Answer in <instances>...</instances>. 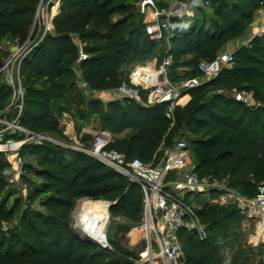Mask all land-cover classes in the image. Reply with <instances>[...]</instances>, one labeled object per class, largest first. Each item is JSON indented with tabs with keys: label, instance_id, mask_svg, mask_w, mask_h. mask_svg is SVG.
Returning a JSON list of instances; mask_svg holds the SVG:
<instances>
[{
	"label": "trees",
	"instance_id": "1",
	"mask_svg": "<svg viewBox=\"0 0 264 264\" xmlns=\"http://www.w3.org/2000/svg\"><path fill=\"white\" fill-rule=\"evenodd\" d=\"M41 1L0 0V70L16 48L28 40L34 44L39 38L36 22ZM137 3L60 1L55 7L52 31L20 60L24 90L20 125L32 133L69 143L61 124L63 113H68L76 121L79 145L88 149L93 136H80V131L95 118L100 129L112 134L109 148L122 153L128 162L138 158L151 163L155 157V164L163 159L164 149L175 144L176 136L186 135L184 140L195 161L194 172L224 181L241 195L254 196L264 179V36L237 49L234 63L217 77L189 89L185 94L190 100L184 106L177 105L170 117L166 103L145 105L125 98L108 101L103 110L100 101L86 96L78 84L84 81L90 93L110 91L130 81L134 65L154 58L161 64L168 56L172 59L168 71L172 81L199 77L198 64L215 58L227 40L241 37L256 19L264 0L196 2V15L189 25L187 18L173 19L170 48L159 54L154 50L164 44L146 35L144 15ZM207 10H212L221 24L214 30L205 24ZM7 39L12 44L4 45ZM79 44L87 56L81 62ZM180 68L182 75H178ZM236 92H252L256 103L238 101ZM142 93L146 101L148 91ZM12 96L13 89L6 80L0 83V112L10 106ZM13 115L11 112L9 117ZM13 137L20 139L23 135ZM25 154L37 157L38 167L26 161ZM20 156L24 160L21 185L31 190L28 201L46 194L41 201L45 212L34 211L32 217L26 213L20 228L5 231L2 225L14 220L21 200L17 199L12 208L7 207V199L0 201V264H134L131 253L115 242L114 250L106 251L83 239L70 220L79 198L104 200L113 203L109 209L112 217L129 222L122 227L124 233L128 232L143 216V194L137 183L87 153L62 144L25 143ZM3 168L0 165V196L11 186L3 176ZM31 173L42 180L36 190L29 178ZM175 177L171 173L168 179ZM206 192L220 194L216 189ZM185 201L201 208L197 215L206 228L203 240L194 233L179 232L178 239L186 251L185 264H240V258L241 264L253 262L243 249L228 259L218 239L231 225H222V221L241 218L238 208L220 210L201 195L192 200L189 195Z\"/></svg>",
	"mask_w": 264,
	"mask_h": 264
},
{
	"label": "built area",
	"instance_id": "2",
	"mask_svg": "<svg viewBox=\"0 0 264 264\" xmlns=\"http://www.w3.org/2000/svg\"><path fill=\"white\" fill-rule=\"evenodd\" d=\"M60 1L48 0L47 2L50 7L54 4L59 7ZM198 1L200 0H138L137 5L144 15L146 35L155 41L162 42L168 50L175 29L173 19H193L196 15L193 5ZM162 4L164 6H161ZM38 12L39 10L37 14ZM255 23V32L243 44L244 46L255 37L264 36L263 3L257 11ZM52 29V25L41 26L40 36L35 43L30 46L26 42L23 46L16 48L0 70L7 84L13 89V102L11 101L5 111L0 112V152L6 155L13 154L3 171V176L9 185L19 186L23 192L27 189L25 185H21L24 160L20 156V149L27 142V138L39 141H51V139L46 135L32 133L20 125L19 120L24 102V90L19 74L20 60ZM234 53L235 51H224L210 61L200 62L198 71L201 75L185 79L179 84L174 83L168 75L171 56L165 57L161 64H158L155 76L145 71L149 69L148 66H140L129 82H123L111 91V96L113 99L125 98L145 105L166 103L168 105L166 114L170 117L189 89L201 85L204 81L214 79L223 68L231 66L234 63ZM86 57L79 44L78 62L85 60ZM79 86L86 93H90L84 81H80ZM142 91H148L146 101L143 100ZM235 98L249 104V101L253 100V93L236 92ZM11 112H14V115L9 118ZM14 134L23 135V137L15 139ZM6 136L9 138L6 139ZM111 142L110 133L106 130H99L94 134L91 147L82 151L127 176L142 190L143 216L140 229L144 234L146 252L139 259L134 260L136 264H185L186 251L178 239L179 232L184 230L196 233L199 239L203 240L206 238V228L184 197L187 193L202 192L208 189L219 190L218 197L223 196L222 199L233 200L240 215L256 224L257 235L262 245V256L260 261L254 264H264V182L257 186L254 196L247 197L228 188L222 181L199 176L193 169H190L192 163L190 150L184 139L164 149L163 159L156 164L154 163L155 157L151 163H144L138 158L128 162L122 153L109 148ZM171 173L176 175L172 180L168 179Z\"/></svg>",
	"mask_w": 264,
	"mask_h": 264
},
{
	"label": "rangeland",
	"instance_id": "3",
	"mask_svg": "<svg viewBox=\"0 0 264 264\" xmlns=\"http://www.w3.org/2000/svg\"><path fill=\"white\" fill-rule=\"evenodd\" d=\"M47 1L48 0H44L38 9L39 12L37 14L36 23L39 28L43 25L48 26V27L52 25V18L57 13V11H55V7L57 6V4H54L53 7H50ZM222 1L229 2L230 0H222ZM206 12L207 13H206L205 24L209 29L214 30L217 25H221L219 20H217V18L214 16L212 10H207ZM191 22H192V19H187L186 24L189 25ZM255 24H256L255 20L254 21L252 20L250 25L247 27L245 33L241 37H238L236 39L227 40L224 43V45L221 47L218 53H221L224 51L234 52L240 47L244 46L243 44L246 43L251 38L253 33L255 32ZM10 43L11 41H9V39L3 41L4 45L5 44L8 45ZM27 43L31 46V44H33V41L28 40ZM164 50L167 51V48L164 46L163 48L157 46L154 52L156 54H159L160 52H165ZM171 69L172 68L169 67L168 71H170ZM182 81L183 80L176 79L173 82L179 84ZM3 82H5L4 77L0 78V83H3ZM111 91L112 90H110V92ZM109 94L111 96V93ZM109 94L107 93V95L101 96V94L93 93V92L85 93L86 96H90L95 99H98L101 103V109L103 110L105 109ZM12 102H13V99H12ZM255 103L256 102L254 100H251L249 101L248 105H253ZM110 135L112 137L111 133ZM47 137L51 139V141H48V142H51V143L58 142L57 140H55L54 138L50 136H47ZM68 139H69V143H61V142L59 143L62 144L64 147H71L79 151L86 150L79 145L78 139L75 136V134H73L72 137L71 135L68 136ZM182 139H187L186 135H184L183 137L176 136L175 142L182 140ZM33 142L41 143L43 141H39L38 139H28L27 138L26 143H33ZM0 154L2 155V157L0 158V165L4 166L3 169H5L7 165L9 164V159H11L13 154L6 155L1 152ZM190 158L192 161L190 169H193L195 167V161H194V158L191 152H190ZM24 159H26V161H28L35 168L38 167L37 157L25 154ZM29 178L33 184V190L40 188L39 185H41L40 183L42 181L40 178H38L37 176H35V174H32V173L29 174ZM262 182H264V179ZM30 192H31L30 189L23 192L21 187L19 186H10V187H7L6 190L2 193V195L0 196V201L2 199H7L8 208H12L15 202L17 201V199L21 200V209L16 212L15 218L11 223L9 224L4 223L2 225L3 230L7 231L8 229L20 228L21 226L20 221L23 215H25L26 213L30 215V217H32L31 215L34 211L45 212L44 208L41 206V201L44 200V198L47 195L42 194L36 197L34 200L28 201V194ZM199 195H201V197H204V198L206 197L210 199L211 203H213L214 206L220 210L227 212L232 208H235V207L238 208L236 203L233 202V200L222 199L223 196L218 197L217 194H213V193L211 194L206 191L201 194L199 192L192 193L191 200L198 197ZM105 202L106 201L104 200H93L87 197L79 198L76 201L75 210L70 220V224L72 228L79 234L81 233L80 231L84 233L80 226V218L83 216V213L89 211L94 204L105 203ZM191 207L194 213L196 214H197V211L201 209L196 204L191 205ZM106 213H107V218L105 221L103 233H104V242L106 238V242L110 246V249H105L101 246L99 247L106 251H113L115 247V245L113 244L115 242L118 246L121 247V250H125L131 253L130 260L133 261L134 264H136L134 260L139 259L141 255L145 254L146 252V243L144 239V234L140 229V223L133 224V227L128 232L124 233L122 227L128 225L129 222L126 221L122 217H112L110 212H108V208H107ZM240 217L241 218H239L238 221H234V222L233 221L229 222L225 220L222 221V225H227V223H230L231 225H228L226 228H224L222 234L219 235L218 239H219V242L222 244L221 246L222 251H224L228 259H231V257L235 256L236 251L243 249L247 253H249V256L251 258H253V262L251 264H254V263L259 262L262 256V245H261L260 237L257 235V226L255 223L247 220L242 215H240ZM194 234L199 238V236L196 233ZM238 262L241 264L243 260L240 258Z\"/></svg>",
	"mask_w": 264,
	"mask_h": 264
},
{
	"label": "crops",
	"instance_id": "4",
	"mask_svg": "<svg viewBox=\"0 0 264 264\" xmlns=\"http://www.w3.org/2000/svg\"><path fill=\"white\" fill-rule=\"evenodd\" d=\"M52 20H53V18H52ZM163 46L166 47L165 45H159V47H161V48H163ZM140 66H145V67L148 66L149 69L151 70V75L155 76V71L157 69L158 62H157V59L154 58L151 61L146 62L145 65L144 64H136V65H134V67H133V69L131 71V74H130V80H131V76L136 72V70ZM145 71H147V69ZM182 74H183V69L180 68L178 70V75H182ZM93 93H98V94H101V96H105V95H107V93L109 94L111 92L110 91H101V92H93ZM110 100H113V98L109 94V96L107 98V102L110 101ZM189 100H190V95L189 94H185L183 96V98H181V100L179 102V105L180 106H184V105L187 104V102ZM61 124H62V126L64 128V134L67 137L70 136V135L72 137L73 134H75V136L78 138L77 129H76V121L74 120V118L70 114L63 113V115L61 117ZM96 130L99 131V130H102V129L99 128L97 119L92 118L87 124H85V126L81 127L80 136L83 135V134H90L91 136L94 137V134L97 132ZM89 142L91 143V141H89ZM57 143H59V142H57ZM192 193H195V192H192ZM192 193H187L184 198L186 199V197L191 195ZM182 231H184V230H182ZM184 232H186V231H184Z\"/></svg>",
	"mask_w": 264,
	"mask_h": 264
},
{
	"label": "bare ground",
	"instance_id": "5",
	"mask_svg": "<svg viewBox=\"0 0 264 264\" xmlns=\"http://www.w3.org/2000/svg\"><path fill=\"white\" fill-rule=\"evenodd\" d=\"M149 73L151 70L147 69ZM108 203L94 204L91 209L83 213L80 218V226L83 230V234L86 233L90 238L104 243L103 229L107 218Z\"/></svg>",
	"mask_w": 264,
	"mask_h": 264
},
{
	"label": "water",
	"instance_id": "6",
	"mask_svg": "<svg viewBox=\"0 0 264 264\" xmlns=\"http://www.w3.org/2000/svg\"><path fill=\"white\" fill-rule=\"evenodd\" d=\"M112 140H113V139H112ZM55 143H57V142H55ZM57 144H60V143H57ZM106 203H108V212H109V209H110V207L112 206L113 203H110V202H107V201H106ZM80 232H81V233H80L79 235H80L83 239H88V240H90L91 242H93L94 244H96V245H98V246H101V247H103V248H105V249H110V246H109L108 243L106 242V238H105V242H104V243H101V242H98V241H96V240L90 238L88 235L83 234L82 231H80Z\"/></svg>",
	"mask_w": 264,
	"mask_h": 264
}]
</instances>
